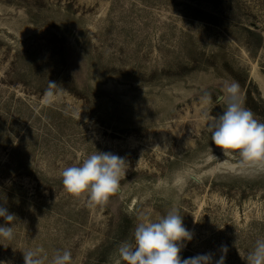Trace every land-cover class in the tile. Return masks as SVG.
Returning a JSON list of instances; mask_svg holds the SVG:
<instances>
[{"label": "rangeland", "instance_id": "rangeland-1", "mask_svg": "<svg viewBox=\"0 0 264 264\" xmlns=\"http://www.w3.org/2000/svg\"><path fill=\"white\" fill-rule=\"evenodd\" d=\"M233 80L264 121V0H0V206L18 218L0 261L43 247L115 264L140 213L175 206L193 233L182 259L226 245L224 264H246L264 237V172L225 157L201 119ZM96 150L127 169L88 207L60 173Z\"/></svg>", "mask_w": 264, "mask_h": 264}, {"label": "clouds", "instance_id": "clouds-1", "mask_svg": "<svg viewBox=\"0 0 264 264\" xmlns=\"http://www.w3.org/2000/svg\"><path fill=\"white\" fill-rule=\"evenodd\" d=\"M56 88L54 82H48L45 95L51 97ZM201 100L206 105L213 103L212 95L207 91ZM215 103L222 107V113L213 115L205 110L201 114L212 143L222 149L225 157L238 154L242 169L254 166L257 172H264V121L246 107L239 82L225 81ZM213 158L217 157L213 155ZM126 169L124 158L96 150L79 165L65 167L60 175L67 193L84 200L86 206L94 207L120 191ZM0 218L5 222L0 225V240H13L17 216L7 207L0 206ZM192 239L193 233L184 226L183 216L175 206L158 220L142 212L137 217L132 239L123 240L117 246L115 264H224L228 252L226 245L221 246L222 254L215 261L212 253L182 259L180 254L186 247L185 242ZM21 251L24 264H72L68 249H57L51 257L43 247ZM242 259L246 264H264V237H258ZM0 264L8 262L0 261Z\"/></svg>", "mask_w": 264, "mask_h": 264}, {"label": "trees", "instance_id": "trees-1", "mask_svg": "<svg viewBox=\"0 0 264 264\" xmlns=\"http://www.w3.org/2000/svg\"><path fill=\"white\" fill-rule=\"evenodd\" d=\"M249 31H250V30H249ZM250 32H251V31H250ZM251 33H253V32H251ZM259 38H260V40H261V36H260V35H259ZM246 94H247V98H248V99H250V100L253 99V98H252V93H251L250 89L247 90ZM261 100H262V99H261ZM262 101H263V103H264V100H262ZM247 107L251 109V107H250L249 104H247Z\"/></svg>", "mask_w": 264, "mask_h": 264}]
</instances>
